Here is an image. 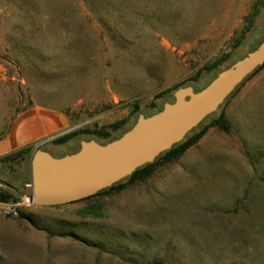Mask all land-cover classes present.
<instances>
[{"label":"rangeland","instance_id":"obj_1","mask_svg":"<svg viewBox=\"0 0 264 264\" xmlns=\"http://www.w3.org/2000/svg\"><path fill=\"white\" fill-rule=\"evenodd\" d=\"M263 39L264 0H0V138L36 107L65 115V134L124 121L119 134ZM221 111L229 131L210 127L146 179L62 206L23 203L34 145L0 160V185L19 197L0 202V264H264V67ZM47 130L22 122L0 152ZM82 138L44 147L62 156Z\"/></svg>","mask_w":264,"mask_h":264},{"label":"water","instance_id":"obj_2","mask_svg":"<svg viewBox=\"0 0 264 264\" xmlns=\"http://www.w3.org/2000/svg\"><path fill=\"white\" fill-rule=\"evenodd\" d=\"M263 64L264 39L203 88L181 86L174 92L175 99L166 101L159 111L139 113L136 122L116 139H82L76 151L62 156L45 149L49 139L41 141L30 158V190L22 196L23 203L59 206L76 202L130 176L182 141Z\"/></svg>","mask_w":264,"mask_h":264},{"label":"trees","instance_id":"obj_3","mask_svg":"<svg viewBox=\"0 0 264 264\" xmlns=\"http://www.w3.org/2000/svg\"><path fill=\"white\" fill-rule=\"evenodd\" d=\"M221 65H222V60L216 61L214 64H212L209 67V69H218L217 72L215 73V76H216L219 71L228 67V66H226V67L219 69L218 67ZM263 67H264V64L259 66L255 71H253L248 77L245 78V80L242 83H240L236 87V89L232 93H234L236 90H238L240 88V86L246 80L251 78L256 72H258ZM194 80H196V78ZM186 85H193V84L184 82L181 85H178L177 89L181 86H186ZM232 93L225 100H227L232 95ZM164 103H163V105H164ZM163 105L160 108H158L156 111L152 112L151 114L162 109ZM139 109H140L139 105H135V111H139ZM215 113L216 112H213L212 114L207 116V117H211L210 121L205 123L204 120L207 118L206 117L195 128H193L191 131H189L188 134L185 136V138L182 141L174 144L170 149L162 152L160 155H158L156 157V159L153 162L147 163V164L137 168L130 176L120 180L119 182L115 183L111 187L105 188V189L99 191L98 193H96L92 196H89L87 198H84L82 200H89V199L95 198L97 196H100L104 193L111 192L112 190L122 189L127 184L134 182L136 180L146 179L147 177H149L153 173L154 167L157 164L172 162V161L180 158L191 146L195 145L206 134V132L208 131V129L210 127H219L220 129H222L224 131H229L231 125H230V122L226 116V113L224 111H221L217 116H215ZM136 120L134 121V123L136 122ZM123 123H124V121H116V122L109 124L106 127H102V128L94 127V128H86V129L73 131L71 133L65 134L63 136H60V137L54 139L52 141V143L63 144V143H66L73 138H76V137H79L82 135H85V138H82V139H90V138H93V136H95V137L101 138L102 139V140H100L101 142L111 141L113 139L120 137L126 130H128L134 124L133 123L129 128H127L126 130H124L123 132L118 134L117 131L123 126ZM23 150L24 149L18 150L17 154L21 155L23 153ZM10 156H11V154L7 155L5 157H2L0 160H7L8 158H10ZM18 200H19V197L15 194L13 188L9 184L6 183L4 185H0V202H9V201H15L16 202ZM90 211H91V209L88 212H86V214L90 213Z\"/></svg>","mask_w":264,"mask_h":264},{"label":"crops","instance_id":"obj_4","mask_svg":"<svg viewBox=\"0 0 264 264\" xmlns=\"http://www.w3.org/2000/svg\"><path fill=\"white\" fill-rule=\"evenodd\" d=\"M22 122L31 123L34 125H43L45 128H48V130L44 134L35 137V139L31 140L30 142H25L20 144L19 146H14L12 148L2 150L0 152V159L2 157L12 154L15 151L24 149L25 147L31 145H34L33 149H35L38 143H40L43 140H47V139L51 140L60 137L61 135L65 134L68 131V125H69L67 117L61 113H58L56 111L47 108H40V107L29 108L18 114V116L11 124L7 133L2 138H0V144H5L8 138H10L11 135L14 133L13 130L16 128V126H21ZM30 158H29V179L24 182L25 187H27V189L29 190L31 183Z\"/></svg>","mask_w":264,"mask_h":264}]
</instances>
